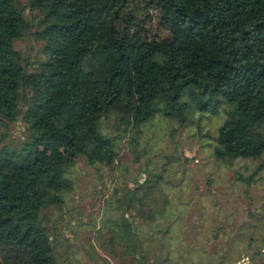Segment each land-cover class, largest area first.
I'll return each instance as SVG.
<instances>
[{"label": "trees", "instance_id": "trees-1", "mask_svg": "<svg viewBox=\"0 0 264 264\" xmlns=\"http://www.w3.org/2000/svg\"><path fill=\"white\" fill-rule=\"evenodd\" d=\"M133 0H28L37 9L44 58L35 71L14 47L28 29L25 8L0 0V118H20L28 135L0 149V264H57L41 219L72 187L65 169L78 157L110 166L118 152L101 120L115 114L131 130L157 114L180 126L190 113L226 118L214 153L223 162L264 155V0H151L169 34L140 38ZM264 170L259 164L250 183ZM146 179L137 182L143 187ZM120 234L129 264H146L142 237L128 213Z\"/></svg>", "mask_w": 264, "mask_h": 264}, {"label": "rangeland", "instance_id": "rangeland-1", "mask_svg": "<svg viewBox=\"0 0 264 264\" xmlns=\"http://www.w3.org/2000/svg\"><path fill=\"white\" fill-rule=\"evenodd\" d=\"M17 1L29 27L14 47L35 71L44 58L43 42L34 35L41 13L28 0ZM131 8L141 39L169 34L151 0H133ZM225 110L222 104L214 114L192 111L184 126L157 114L136 131L115 114L103 118L116 160L103 166L78 157L65 169L72 187L60 192L62 204H48L41 213L57 264H129L114 237L127 185L135 188L128 213L142 237L146 264H264V170L250 183L238 179L264 163V155L231 163L215 156ZM27 135L20 118H0V149L19 148Z\"/></svg>", "mask_w": 264, "mask_h": 264}]
</instances>
